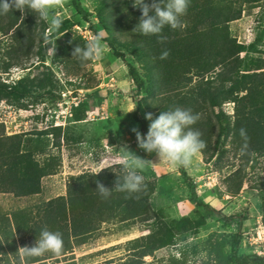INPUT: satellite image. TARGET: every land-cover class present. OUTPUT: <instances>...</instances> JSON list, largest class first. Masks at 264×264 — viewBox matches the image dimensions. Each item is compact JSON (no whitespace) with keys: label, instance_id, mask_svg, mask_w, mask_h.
I'll list each match as a JSON object with an SVG mask.
<instances>
[{"label":"rangeland","instance_id":"obj_1","mask_svg":"<svg viewBox=\"0 0 264 264\" xmlns=\"http://www.w3.org/2000/svg\"><path fill=\"white\" fill-rule=\"evenodd\" d=\"M82 4L90 13V20L100 29L103 50L99 58L79 64L72 57L68 62H64L63 57H55L56 38L67 41L77 33L88 41L97 36L89 30V23H84L73 27L68 36L59 34L45 40L44 61L39 62L38 57L32 55L23 65L0 72L1 81L8 86L27 77V82L38 78L37 84L31 85L38 92L52 88L50 94L37 98L31 92L19 100L0 94V153L19 140L20 151L30 152L38 163L45 162L48 155L56 157L53 173L41 177V189L37 193L15 195L4 191L6 183L0 176V264H19V248L32 246L43 228L61 232L63 245L65 242L61 252L65 254L56 257L45 253L36 256L43 259L35 264H109V260H113L110 264H119L131 258L136 264H232L226 260V251L236 224L223 225L215 216L202 219L204 214L192 198L187 178L195 185L199 200L225 214L245 212L239 252L257 254L264 264V154H250V159L253 161L256 157L257 162H245L242 146L226 136L212 158L199 152L189 167H173L160 160L155 152L141 148L132 129L135 127L143 133L132 112L143 94L137 92L126 62L132 61L141 74L144 68L125 49V61L117 57L102 40L106 34L95 15L96 0H82ZM257 4L241 19L230 23L238 41L247 44L264 28V0ZM74 13L69 0H55L48 19H44L45 36L50 37L52 16L63 19ZM9 41V35L0 31V63L7 57ZM240 57L243 60V52ZM146 102L150 106L143 107L139 115L151 112L154 119L164 111L163 107L158 111L156 99L149 96ZM218 109L232 119V103L215 108ZM76 114L79 116L75 117ZM14 134H18L16 140L7 138ZM215 135L213 132L212 142ZM135 156L144 159L143 168L136 169L143 177V184L136 192L119 191L114 186L127 174L120 161ZM109 165L112 167H107ZM6 166H14L12 158L0 156V171ZM239 167L242 170H238ZM80 174L87 179L101 174V183L112 188L111 195L104 198L98 189V206L103 204V213L97 208L92 220L85 218L88 221L84 219L80 223V229L88 231L68 236L64 241L61 225L66 226V220L55 210L58 207L54 198L65 196L69 182ZM238 176H242V182L236 190ZM127 197H132L129 203L124 201ZM106 209L109 216L105 214ZM67 210L66 206L65 213ZM100 216L106 221L99 220ZM148 234L167 238L169 242L144 254L148 251L143 237ZM222 239L225 244L221 243ZM30 258L34 257L24 260L35 259Z\"/></svg>","mask_w":264,"mask_h":264},{"label":"trees","instance_id":"obj_2","mask_svg":"<svg viewBox=\"0 0 264 264\" xmlns=\"http://www.w3.org/2000/svg\"><path fill=\"white\" fill-rule=\"evenodd\" d=\"M254 1L262 0H190L186 14L180 18V27L173 29L165 26L160 34L142 35L138 29H134L142 15L141 8L135 6L132 0H96L95 15L106 34L102 40L110 45L117 57L125 61V49L135 56L144 68L141 74L132 61L126 62L128 74L137 92L143 94L132 112L143 134L147 132L150 121L139 113L143 107L150 106L146 102L150 96L157 100L160 107L158 111L161 107L166 111L178 106L199 115V119L190 127L200 131V138L206 145L200 152L208 155L209 159L219 152L226 136H230L233 142L242 146L245 162L252 161L250 156L253 154H264V28H261V33L247 44L238 41L230 28L231 22L241 19L247 10L258 5ZM145 2L151 4L152 0ZM69 4L75 13L61 19L62 23L58 28L52 26L50 37L44 34L45 20L41 18L38 20L37 14L30 10L25 9L21 12L19 9H12L0 15V31L10 37L9 50L6 52L7 57L1 60L0 72L7 71L11 66L23 65L32 55L37 56L39 62L44 61L46 54L42 46L44 41L59 34L68 36L73 27L89 23V30L95 35H100V29L90 20V13L83 6L82 0H69ZM117 34L125 36L124 40ZM55 41L56 58L60 56L64 62H68L72 57L75 63H82L77 57L72 56L77 44L83 47L87 43L80 34L76 33L67 41L60 38H56ZM118 47L123 49L120 50ZM164 51H167L168 55L161 59V53ZM242 52L243 60L240 57ZM26 79L27 77L22 78L11 86L4 84L0 79V94L19 100L30 92L35 93L34 98L51 93L52 88L43 93L31 86L37 84L38 78H33L29 82ZM224 103L233 104L232 119L222 109L215 110ZM157 105L155 104V107H158ZM213 132L216 133L214 142L211 141ZM17 137L18 134L7 136L11 140H16ZM19 145V140L14 141L12 148L0 153L1 157L5 155L12 158L14 164L13 167L6 166L0 171V176L6 183L4 191L15 195L37 193L41 189V177L53 173L52 166L56 157L48 155L45 162L38 163L31 157L30 152H21ZM254 162H257L256 157H253L251 163ZM238 170L242 168L239 167ZM101 179V174H95L91 179L85 178L82 174L74 176L67 186L66 195L54 198V201H57L55 207H58L55 210H58L62 219L66 220V226L58 223L64 229V241H67L68 236L75 237L86 233L88 229H80V223L85 218L92 220L91 216L94 212L97 213V208L100 214L103 213V204L98 206L100 200L98 202L99 194L96 188L97 182L101 183ZM237 179L236 190L242 182V176H238ZM187 180L192 198L205 215L202 219L215 216L223 225L236 224V229L228 238L226 260L232 264H262L261 256L239 252L240 227L246 218L245 212L225 214L213 205L199 200L195 185L189 178ZM131 198L127 197L124 201L129 203ZM48 203L50 204V201ZM66 206L68 210L65 213ZM108 206L110 207L109 204ZM107 210L105 214L109 216ZM100 218L99 220L106 221L102 216ZM143 239L144 248L148 251L144 254L169 242L167 238H156L153 234H148ZM224 240H221L222 244H225ZM67 246L71 247L70 244ZM42 259L36 257L27 262ZM112 262L113 260L108 261L109 264ZM119 264L136 262L131 258Z\"/></svg>","mask_w":264,"mask_h":264},{"label":"clouds","instance_id":"obj_3","mask_svg":"<svg viewBox=\"0 0 264 264\" xmlns=\"http://www.w3.org/2000/svg\"><path fill=\"white\" fill-rule=\"evenodd\" d=\"M132 2L140 7L142 12L134 29H138L142 35H156L160 34L165 26L173 29L181 26L180 18L186 14L190 0H152L151 4L146 3L145 0H132ZM54 3L55 0H0V15L12 9H19L21 12L27 9L46 20ZM61 23L60 18L52 16L51 24L54 28H58ZM53 47L55 50V46ZM102 50L101 37L97 35L88 40L83 47L77 44L72 56L77 57L81 62H86L92 58H99ZM167 55L168 52L164 51L160 58L164 59ZM145 118L150 121L145 134L142 135L135 127L132 129L136 133L139 146L149 153L155 152L160 160L173 167H189L193 158L206 146L200 138V131L190 127L199 119V115L193 114L190 109L175 107L160 112L154 119L153 114L149 112L145 114ZM241 134H244L243 129ZM120 164L127 170V174L122 182L117 180L114 187L119 191H139L143 184V177L136 169L143 168L144 159L135 156L131 160H121ZM96 188L104 198L111 195L112 188L106 187L99 181ZM62 248L61 234L43 228L32 246H23L19 249L22 257H36L49 252L59 255Z\"/></svg>","mask_w":264,"mask_h":264},{"label":"crops","instance_id":"obj_4","mask_svg":"<svg viewBox=\"0 0 264 264\" xmlns=\"http://www.w3.org/2000/svg\"><path fill=\"white\" fill-rule=\"evenodd\" d=\"M1 250V249H0ZM1 251H0V257H1ZM20 258H21V262L19 263V264H35L37 261H35V262H27V261H25L24 260V257H22L21 255H20ZM45 259V258H44ZM31 261V260H30ZM41 261V260H40ZM37 264H39V263H37ZM40 264H41V262H40Z\"/></svg>","mask_w":264,"mask_h":264}]
</instances>
